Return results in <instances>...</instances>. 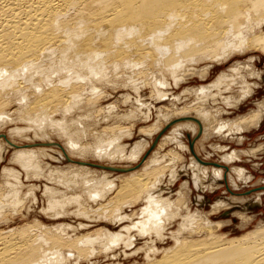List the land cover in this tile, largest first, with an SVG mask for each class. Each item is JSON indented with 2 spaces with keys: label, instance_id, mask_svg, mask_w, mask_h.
I'll return each mask as SVG.
<instances>
[{
  "label": "bare ground",
  "instance_id": "obj_1",
  "mask_svg": "<svg viewBox=\"0 0 264 264\" xmlns=\"http://www.w3.org/2000/svg\"><path fill=\"white\" fill-rule=\"evenodd\" d=\"M93 48H95L94 51ZM251 49H256L255 51L264 57V0H0V131L9 123L14 125L11 123L13 122L11 116L17 115L20 122L36 127L38 131H35L41 134V139L49 140L51 134L60 141L63 140V147L54 142L50 143L51 146L55 145L62 152L64 151L63 154L59 152L62 159L65 157L70 159L95 157L101 161H134L139 158L147 142L141 138L127 150L125 146L121 147L119 142L124 136L131 137L127 136L130 129L128 127V130L125 129L122 123L103 126L100 131L82 129L80 122L87 117L90 120L92 116L103 111L105 115L98 121L107 120L106 112L109 116L114 113L112 107L105 106L107 107L104 108L105 110L95 108L98 99L105 97L104 89L98 88L97 82L110 85L113 81H120L121 84L129 83L137 91L153 83L152 93L160 97L162 94L157 93L159 91H156L157 84L155 85L160 73H164V77L171 78L173 83L183 82L182 76L176 75L178 70L194 63H202L204 70H193L192 72L188 69L183 73V77L198 74V77L203 80L208 76L209 71H213L218 65L227 63L233 55L244 54L245 51ZM108 58L112 59L109 65L105 61ZM250 59L242 65L239 63V66H234L231 69L232 74L233 71L241 69L247 70L250 77L256 74L259 76L261 73H256L255 69L252 70L254 64ZM253 59L255 60V57ZM99 68L103 70L100 72ZM111 75L113 78H109ZM222 77H218L220 80L217 81H221L224 78ZM163 82L160 81V83ZM217 85L219 86V83L215 84L211 91L218 89ZM207 89L209 87H197L196 90L191 88V91L197 92L203 100L208 95L206 91H210ZM184 91L183 93L187 92ZM203 107L201 101L180 109L177 107H171L170 110L167 107L159 108V112H165L162 113L159 121L156 120L157 122L155 121L150 127L140 128L139 133L151 137L160 130L158 132L160 135L174 124L188 120L182 118L195 119L196 117L197 123L200 124L197 129L198 133L203 135L204 127H207L200 117V114L204 112L205 107ZM84 109L85 113L77 114L73 120L71 119L72 123L67 121L74 112ZM56 114H60L61 118H53ZM257 118L258 112L244 114L238 117L236 124L238 126L235 125V129L239 131L250 129ZM226 121L223 122V127ZM187 125L191 123L185 124ZM70 127H72L71 131ZM191 127L190 129L193 130V126ZM24 131L27 130L15 127L6 132V137L0 136V161H4L6 154L13 149L15 151L11 154L9 161L25 170L29 180L30 178L38 180L37 177L42 176L43 172L40 167V156H45L46 152L15 146L18 141L15 142L14 138L22 137ZM210 135L213 134L210 132ZM164 142L166 143V138L165 141H160L158 147H164L167 144ZM254 149L255 153L260 151L259 146ZM156 160L158 162H155ZM182 160V156L173 150L167 151L161 159L150 161L148 158L147 163L144 162V167L139 170L118 175L116 179L120 184L119 187L117 186L116 194L104 203H97L98 206L95 208L85 204L82 198L86 194L91 203L105 198L106 194L115 189L116 185L112 182L113 180L103 183L104 180L110 178V173L102 171L100 175L102 180L95 182L86 179L79 185L78 182L81 179L90 177L91 174L95 175L97 172L76 165H73L74 169L71 166L73 163L67 167L68 171L65 169L57 172L55 169L50 170L46 174L48 180L52 179L53 182L56 178L60 183L63 177L65 179L60 185L72 192L75 190H71L73 185L78 184L76 187L81 194L69 197L64 191L60 193L56 189L46 190L48 198H55L57 194L61 197L48 201V205L45 204L47 208L41 210V213L49 219H60L67 214H74L91 223H117L124 218L131 219L137 214L135 210L125 216L124 211L122 212L125 207L131 208L147 200L149 207L159 209L158 212L156 211L157 213L160 211L159 215L156 217L154 212L155 217L153 218L150 217L154 216L150 214L153 211L146 213L148 218L143 215V219H140L142 221L137 222L133 227L142 235L149 234L160 239L159 244L164 243L163 233L156 232L161 229V226H166L167 221L173 220L174 216L166 213L165 207L169 206L165 198L159 199V194L158 197L155 196L160 193L157 185L161 183L166 172H173L175 166ZM197 162L205 166L199 160L194 161L195 164ZM195 166V169L199 167ZM215 166L218 169L214 168L216 170L211 171L213 172L212 177H221L220 168L226 170V167ZM200 170H196L197 180L194 179L195 182L204 175ZM243 174L239 171L237 176L241 178ZM1 176L5 180L0 182V224L6 222L7 217L16 216L18 209L23 206V200H19V192L24 186L14 170L4 168ZM205 177L207 175L203 176L202 180ZM231 179H234V184L238 181L235 177ZM246 179L248 178L244 177L240 180ZM91 184L94 185L91 186ZM182 187L177 195L179 200L187 198V192L189 193L186 186ZM96 189L98 191H95ZM152 195H154L153 200H151ZM238 196L245 197L246 194ZM172 202L171 206L182 204L180 201L175 202V205ZM71 204H77L76 209L71 212L64 209ZM230 204L233 203L230 202ZM226 205L219 203L207 213L204 212L205 214L197 212L193 217H189L190 220L174 230V233L170 232L171 238L167 237L171 239L172 246L158 249L156 246L142 245L134 249L130 255L138 256L136 264H264V225L247 231L253 218L247 214L245 216L235 215L234 212L233 216L240 217L239 223H234L230 216L229 222L211 221L212 216L216 217L215 220H219L218 217L221 219L227 214H232L233 210L221 212ZM246 208L239 209V211ZM25 214L22 215L25 220L22 225L0 228V264H60L72 257L74 264H78L96 257L99 253L106 255L113 250L115 244L120 242L118 234H110L102 228L77 235L76 228H70L64 224L47 225L38 219L27 221L29 217ZM174 220L169 222H174ZM80 226L83 225L79 224ZM238 231H242L238 237L230 233ZM95 244H101L99 251L93 248ZM142 255L143 258H141Z\"/></svg>",
  "mask_w": 264,
  "mask_h": 264
},
{
  "label": "rangeland",
  "instance_id": "obj_2",
  "mask_svg": "<svg viewBox=\"0 0 264 264\" xmlns=\"http://www.w3.org/2000/svg\"><path fill=\"white\" fill-rule=\"evenodd\" d=\"M94 50L95 48H93V51ZM100 50H105V49H100ZM255 50L256 49H251V50L245 51L244 54L233 55L232 58L227 63L218 65L213 71H209L208 76L203 78V80L198 77V74H194L195 76L190 75L191 77L187 76V78L185 76H184L185 78L183 77V73H185L186 70L188 71V69L192 72L193 70H200V69L204 70V68H202L204 66L202 63L201 64L194 63L190 66L183 67V69L182 68L179 69L180 71L178 70V74L176 75H179L180 77L182 76V78L184 79L183 82L173 83L171 78L164 77L163 75L164 73L162 74L160 73L161 75L159 74V76H157L158 78L157 81L159 82V84L157 81L155 82V85L157 84L156 91H159L157 93L162 94L160 97L155 96V94L152 93V88L154 85L153 83L152 84L150 83L148 84L150 86L142 87L140 90L138 89L137 91L134 89V86H131L129 83L121 84L120 81H113V84H111L112 85L111 86L108 83L103 84L102 82H97L96 84L98 85V88L102 87L101 89L102 90L104 89L105 97L103 96V98L98 99V102L96 103L95 108L105 110L104 108L112 107V109H114V113L113 115L109 116V114H107V112L105 111L107 120L101 119L98 121L100 117L105 115L103 111L92 116L90 120L87 117L85 120H82L80 122L82 125V129L86 131H90V130L100 131L101 127L103 126H108L114 123H118V124L122 123V126L124 125L123 127L125 129H127V127L130 129V130L127 129L129 131V135L127 136L128 137L131 136V137L126 138V136H124L121 142H119V145L121 144V147L123 146L124 148L125 146L127 150L131 146H133L134 143H137L138 141H140L141 138L145 140L147 144H149V145L146 144L147 148H145L146 147L145 146L139 158L135 159L134 161L132 160L133 162L132 161H120V162L113 161L111 162L107 160L101 161V159H97L95 157L94 158L90 157V159L89 158L80 159L77 157H73L70 159V158L65 157V159H62L59 152L63 154L64 151L62 152V150L58 149L57 146L55 145L51 146L52 144L50 143L54 142L58 146H62L63 140L60 141L59 139L55 138L56 136H53L51 134L49 135L51 139L49 140L41 139L42 138L40 137L41 134L39 132H36L38 131L36 130L37 129L36 127H33L27 123L24 124L20 122V118L17 115L11 116L13 120V122L11 123H14V125L10 123L7 126L5 125L3 129L0 131L1 133L0 136H2V138L6 137L5 135L7 134L6 132L9 129L15 128V127L21 128L22 130H27L23 132L22 137L14 138L15 142L18 141L16 145L14 142V145L17 146L18 148H23V149L34 148L33 150L36 149L38 151H45L46 153H45V156H42V157L40 156V160H41L40 167L43 170V172H42V176H39V178L37 177L38 180L33 179V178H30L29 180V177L28 178L26 177L25 170H23L17 164L15 165L9 161L11 154L15 151L11 147L10 148L12 150H10L8 154H6L4 161H0V182L5 180L1 176L2 171L5 168V170H14L16 172L17 178L19 180L21 179V181L23 182L22 185H24L23 188L19 192L20 193L19 200L20 201L23 200L22 201L23 206L20 207L18 210L19 211L22 210V211L20 212L17 211V213L19 212V214L15 212L16 216L19 215L18 217L16 216L7 217L9 221L7 220L6 222H2L0 224V228L6 229V228H12L13 226L16 227V226L22 225L25 222L22 215H24L25 213H26L25 215H28L27 217H29V220L27 221L38 219L47 225L48 224L68 225L70 226V228L71 227L76 228L77 232L75 233L77 235H82L88 232L95 231L98 228H102L103 230H107V232L110 234H118L120 236V242H118V244H115V247L113 248V250L109 251L106 255L99 253L96 255V257L94 256L95 258L93 257L90 260H87L86 262L81 261L78 264H136V262L139 259L138 256L130 255L134 249L142 247V245L148 246V247L156 246L158 249H163V248L172 246L171 239H169L172 236L170 232L174 233V230L184 225L185 224L184 222L189 221L190 220L189 217H193L194 214L196 215L197 212L200 214L202 213L205 214L208 211H210L212 207H215V205L219 203H221V205H224V206L226 205V203L228 204L226 205V208L223 207L224 209L221 212L226 211V210H233L231 212L232 214L230 215L227 214L226 217L221 218V219L220 217H218L219 220H215L216 217L212 216V218H210L212 222H226V221L229 222L230 220L229 216H230L232 217L234 223H237V222L239 223L240 217L237 218V216H233V212H234L236 213L235 215L245 216V214H247L248 216L253 218L251 219L252 220L250 222L251 225L249 226L247 231L253 230L254 227L264 225V190H262V188L264 189V102H263L264 101V57L258 54L257 53L258 51H255ZM252 57L253 58L255 57V60ZM249 59L252 60L251 61L252 64L255 65V66L253 65L252 70L255 69L257 71L256 73H261L259 76H257L256 74V76L250 77L247 70L244 71L241 69L235 70L236 72L233 71V74H232L231 69L234 68V66L236 67V65L237 66L242 65L244 64L245 61H248ZM105 61H107L106 64L109 65L112 62V59L108 58ZM102 70H103L102 68H99L100 72ZM125 72H128V70H125ZM244 73L246 75H244ZM108 75H109V72H108ZM225 75H228V76L226 77ZM199 76L201 75L199 74ZM220 76L221 77L223 76L224 78L222 77L223 79L218 82L217 80H220L219 79ZM110 77L113 78V75L109 76V78ZM231 77L234 78V80ZM162 80L165 81V83ZM244 80L246 84L243 83ZM160 81L163 82L165 86L163 85V83H160ZM218 83H219V86L217 85L218 89L216 88V89H213V91H211L212 87ZM229 83H230V86H229ZM233 83L234 85H231ZM117 84H119L118 85L119 87L117 86ZM105 85L109 87L107 88V86ZM242 85L243 87H241ZM197 87H201V88L209 87L210 91L209 89H207L209 92L206 91V94L208 93V95L206 96V99L204 97L205 100L204 99L202 100V98L200 97L199 94H197V92L191 91V88L192 90H196ZM184 90L187 92H185ZM183 91L185 93H183ZM243 94L244 96H242ZM232 97L234 98L232 99ZM199 99L202 101L203 106L205 107V108L203 107L204 108L203 110L204 112H202L203 116L202 114H200L201 119L204 120V124H206L207 126V127H204L205 133L203 132L204 133L203 135L205 138L203 137V135L198 133L199 131L197 129H198V125L200 126V124L197 123L196 117L195 119L194 118L189 119L186 117L182 118V119H188V120L174 124L172 127H169L165 132L163 131V133L160 135L158 133L160 130L157 133L155 132L154 135H152L151 137L145 136V134L143 135L139 133L140 128L144 129V127L146 128L148 126L150 127L153 123H155L156 120L159 121V119L162 116V113L163 114L165 113L163 111L159 112L158 111L159 108L167 107L168 109L169 108L172 109L171 107H177L180 109L187 105H191V104L193 105L198 102L200 103L201 101H199ZM226 103L228 105H226ZM107 104L108 105L111 104V105L108 106ZM30 105L31 106L33 105L32 101L30 102ZM84 111L86 110L84 109V110H80V112H76V113L74 112L72 115H70V117L68 118L69 120L67 119V121L69 123H72L73 122L72 120L76 117V115L83 114L85 113ZM253 112L255 113L258 112V118L254 122V124L251 126V128L246 129V130L243 129V131L236 130L235 125L237 124L238 117H241L244 114L249 115ZM205 115H206V118H205ZM120 116L121 117L125 116V117L121 118ZM53 118L60 119L61 117H60V114H56L55 116H53ZM211 118L212 120L214 119V121H212ZM234 119H236L235 120L236 122L234 121ZM170 121H168V123ZM206 121L207 122L209 121L208 124ZM225 121L227 123L224 124L225 125L224 126L225 128H224L223 122L225 123ZM228 121H230L231 123L232 122L234 123L231 124ZM219 122L222 125H220ZM189 123H191V125L189 126L187 125L189 127L188 128L187 126H185V124H189ZM183 126H185L186 128ZM191 126H193V130L190 129L192 128ZM221 127L223 128L221 129ZM71 129L72 127L69 128L70 131ZM213 129L216 131H214ZM208 131H210L213 135L211 136L210 132L208 133ZM130 132H131V135H130ZM165 138H166L167 144L164 142L166 144L164 147L162 148L158 147L160 141L162 140L165 141ZM206 138L207 139L209 138V139L207 140ZM192 144H193V147H191ZM258 146L260 147V151L255 153L254 148ZM169 150H173L177 152L178 154H180L183 160L182 162H179L175 166L173 172L171 173L166 172V175L160 181L161 183L157 185V187L160 188L159 189L160 193H157V195L155 196L158 197L160 195L159 199L165 198L164 200H166V203L169 206V207H165L166 213H170L171 215L174 216L173 220L175 219L174 222H169L173 220L167 221L168 219L167 220L165 219L167 221L166 223L167 225L166 226L160 225L161 229H159V231L156 232V233H160V232L163 233L164 235L163 240L165 241L164 243L159 244L160 241L158 240L160 239H157L155 236H152L149 234L142 235L141 232H139L136 228L133 227L134 225L137 224V222H141L142 220L140 219L141 218L143 219L144 216L145 218H148V215L146 216V213L148 214L153 211L150 214H154L155 212L156 217L159 215L160 211L159 213H157L158 212L157 210L159 209L155 207H152V208L149 207L147 200H143L141 203L131 208L125 207L124 210H122V212L124 211L125 216L129 215L131 212L135 210H137L136 211L137 214L131 219L124 218L123 219L124 221L122 220L121 222L119 221L117 223H106V222L91 223V221L86 220L85 218H81L79 216H75L74 214L72 215L67 214V216L61 217L60 219H56V218L49 219L45 217L43 213H41L43 209L47 208L48 201H51V199L53 200V199H57L61 197V195L57 194L55 198L49 197L50 198L49 199L47 193H45L46 190L50 191L51 189H56L60 193L64 191L66 195L69 197H72L73 195L77 196L81 194L80 190H77L78 187H76L78 186V184L80 185V183L86 179L94 180L95 182H97L98 180H102L100 179V175H101V172L104 171V172L110 173L109 174L110 178L104 180L103 183L104 182L109 183L111 182V180H113L112 182L116 184L115 189H113L111 192L106 194L105 198L103 197L102 199L96 201L95 203L89 202L86 197V194L82 198V200L86 202L85 204H87L91 208H95L98 206L97 203H104L107 201L108 198H111L116 194L115 192H116L117 186L119 187V184H120V182L117 181L116 179L118 175L132 173L136 170H139L141 167H144L145 165L144 162H146L148 158H150V161H152L153 159H159V158L161 159L163 155ZM196 160H199L200 163L203 162L205 166L204 165L202 166V164L199 165L198 162L197 164H195L194 161L196 162ZM155 162H158V161L156 160ZM162 163L163 162L161 161V164ZM193 163L197 165V167L198 166L199 167L195 169L196 166ZM69 165H71L73 168H74L73 165L80 166V167L81 166L87 167V168H90L88 170L90 171L95 170L97 173L95 175L91 174L92 176L90 177H87V178L85 177L84 179H81L78 182V184L73 185L74 187L71 185L73 187L71 190L75 189L72 192L69 190H66L65 186L60 185V183L65 178L62 177V180L60 183L57 182L58 179L56 178L55 179L53 178L54 179L53 182H52V179L48 180L46 176L47 172H49L50 170L53 171L54 169L56 170V172L59 170H63V169H65V171H68L67 167H70ZM215 165L226 167V170L220 168L222 172L221 177L219 176L218 178L217 176H215V178L212 177L213 172L211 171H215L216 169H218L216 168ZM200 169L202 170V173L204 174L203 176L207 175V177H205L204 180H202L203 176L199 177L201 180L199 179L200 183H198L199 180L195 182V180H197L195 177L197 174L196 170H200ZM228 169L229 171H227ZM239 171L244 173L241 178L237 176V174H239ZM23 174H25V176H23ZM232 177L238 178V181H236L235 184L233 183L234 179H231ZM244 177L248 179L241 181L240 179H243ZM56 183L58 185H56ZM92 185L94 184H91V186ZM183 185L186 186V188H188L189 193L187 192V198L179 200L180 198L177 199V195L181 191L180 189ZM95 191H98V189H96ZM240 194H246V196L245 197L238 196ZM153 199H154V195H152L151 200ZM232 199H233V202H232ZM32 201H34L35 203H33ZM177 201H180L182 203L180 204V206L182 205L181 206L182 208L179 205H175L176 204L175 202ZM171 202L177 207L171 206L172 205ZM230 202L233 203L232 204L233 206L230 204ZM45 204H47L46 208H45ZM71 205L65 207L64 209L65 210L67 209V211L69 212L73 211V209H76L77 204H71ZM167 208L169 212L167 211ZM171 208L173 209L175 208V209L173 210ZM242 208H246V209L243 211H239V209H242ZM150 217L154 218L155 214L154 216H150ZM151 223L154 224L153 222ZM79 224H82L83 226L79 227ZM127 229H129L128 232H127ZM155 231L156 230L154 228V232ZM230 233L232 234V236L238 237L241 235L242 231H238L235 233L230 232ZM168 236L169 238H167ZM131 244L133 245L130 247ZM128 246L129 248L127 249ZM100 247H101V244L93 245V248L96 249L97 251L101 249ZM139 254H142V253H139ZM141 258H143V255ZM73 260L74 258L72 257L69 260L67 259L64 260L60 264H74Z\"/></svg>",
  "mask_w": 264,
  "mask_h": 264
}]
</instances>
